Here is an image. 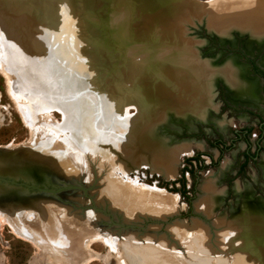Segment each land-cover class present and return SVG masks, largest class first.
Listing matches in <instances>:
<instances>
[{
	"label": "rangeland",
	"instance_id": "374dc122",
	"mask_svg": "<svg viewBox=\"0 0 264 264\" xmlns=\"http://www.w3.org/2000/svg\"><path fill=\"white\" fill-rule=\"evenodd\" d=\"M84 1L13 0L11 2L0 0V145L30 146L38 152L46 153L56 162L60 160V165L73 171L74 173L70 172L75 175L83 170L88 171L89 174L86 178L91 180L89 185H87L83 173L80 178V182H84L87 189H77L73 193L68 192L67 197H64L66 200L82 198L85 206H72L73 213L81 214L79 211L83 209H85L83 211L93 209L92 200L95 209L100 214L98 221L100 226L113 228L116 231L137 230L135 232L137 235L127 234L118 237L116 248L97 240L91 243L90 247L88 246L86 251L89 254L82 252L80 259L66 256L67 262L64 264H150L146 259V254L150 253L149 251L153 253L152 264H184L183 262L189 260V255L202 257L215 263L225 260L230 261V264H235L231 259L234 254L233 250L231 253L221 252V255L211 253V248L208 247V243H210L208 240L211 241L209 235L206 238L207 244H200L199 251H197L194 249L195 246H192V241L196 237L197 240L200 237L197 234L198 231L186 230L184 232L186 236L182 239L174 230L179 229V222L192 226L195 221H203V223L214 227L216 216L221 214L227 217L235 216L240 214L243 208H257L261 210V213H264V140L258 149L256 136L260 132L257 115L264 116V82L252 72L249 64L248 57L250 54H247L244 48L249 35H241L235 31L232 35L234 36L232 41L235 42H222L218 37L211 34L205 26H202L197 29V37L195 36L201 43L195 42L197 46L194 45V48L198 50L197 47L202 45L200 54L203 53V58L210 59L214 67H223L231 61L236 68H241V80L244 83H254L255 93L260 96L259 103L251 106L252 104L236 101L233 96L239 97V95L228 86L224 78L218 77L214 87L213 99L218 108L216 110L210 109L208 120L194 121L188 124L184 118L171 115L168 122L163 123L157 130L162 136L169 138L172 143L184 140L197 141L202 142L204 148L198 149L196 147L190 154L181 156L180 160H177L180 161L177 170L178 175L173 179L166 178V176L149 167L136 170L135 165L133 168L136 172L126 171L125 176L124 164L120 160H116L117 154L108 147L103 148L100 144L108 143L116 146L118 141L116 137L120 132L121 119L119 117L126 103L134 102L142 106L145 98H149L144 95L145 92L147 94H161L164 97L167 95L169 86L165 85L158 77V70L153 67L155 65L153 60L159 52L163 54L167 52L168 48L166 47L169 43L165 39L159 40L152 37L157 28L161 27L159 25L161 20L155 13L156 4L151 0L149 3L144 0L137 1L141 4L139 7L133 0ZM114 1L117 2L116 5H114ZM197 1L201 6L204 1L209 2L211 0ZM227 1L229 0H219V3L216 0L211 2L213 8H219ZM105 5L108 6L105 7ZM227 5H223V8L232 7L229 6L232 5L229 2ZM207 6L211 7V4ZM44 9H46L45 13L43 12ZM126 9L130 10L129 13H126ZM194 11L197 12L196 9ZM238 11L236 12L237 15L233 14L235 16L223 12L220 15L221 18L218 16V20L222 21L225 16L238 19H251V17L253 19L254 17L264 24V12H259L257 9L243 11L241 8ZM242 11L246 13L244 14ZM149 13L155 15V19L145 25V33L148 32L151 40H153L140 46L139 39L135 38L133 32L135 27H139L141 21L145 20V14L149 15ZM45 14L46 17L49 16L53 27H66V29L73 27V32L78 30L79 33L80 42L73 41L67 47V54L75 61L77 60L78 65L82 66V70L78 74V82L67 88L58 89L54 83H45L36 77L39 64L42 62L40 55L42 46L40 38L37 39L36 31H31L30 27H35V21ZM90 14L94 16V19L91 18ZM183 22L185 25L186 23L187 25L195 23L193 19L191 22L186 20ZM209 26L224 27L213 26L211 23ZM187 31L190 34V30ZM18 34L22 35L19 36L23 41H19ZM65 34L68 35L67 32L64 33V36ZM190 36L192 35L190 34ZM17 37L18 40H16ZM61 40H59L60 46ZM15 42H20L22 46L17 43L19 48L16 47ZM248 43L255 50V54L254 52L253 54L260 60L264 56V43L259 44L256 40L251 39ZM22 47L25 51L19 52ZM134 54H138L137 57L133 56ZM24 58H26V62H24ZM148 58H152L153 63L151 61L145 62L149 60ZM177 62V67L179 66L178 68L183 70L184 68L181 67L186 65H180L181 63ZM23 64L28 65L25 68ZM137 67L146 68L150 75L147 78H141L139 72H132ZM24 70L30 72L25 71L27 75L29 74L27 76L29 81L25 77ZM126 75L129 76L128 80ZM187 76L189 77L190 74ZM32 80L36 85H31ZM147 81L148 84H154L152 89L161 87L160 89L165 91L158 89V92L157 89L147 88ZM143 90L146 91L142 94ZM90 92H94L98 99L90 98L88 94ZM131 97L133 99H130ZM89 98L91 102L87 104L86 100ZM58 107L68 112V119L65 118L64 113L62 114L58 110ZM24 111L31 112V122L23 117L22 112ZM128 112L131 116L136 114L137 107L131 106ZM247 127H251L252 131L244 137L241 130ZM66 135L73 138L88 154L91 151L101 150L103 159L108 165L100 164L102 162L94 160V158H89L91 162L89 163V170L78 165L73 160L79 158L75 149L69 150L62 139ZM219 139L222 140L221 145L216 146L214 143ZM248 150L254 153L256 158H250L246 163L245 152ZM197 156L200 160L194 159ZM213 176L215 177L213 182L216 190L223 189V193H221L220 198H217L219 204L215 214L207 216L200 209V200L205 195L206 180L208 177L213 178ZM135 180H138L137 183ZM114 181H117L119 186H125L127 194L132 197L129 206L144 213L138 212L136 218H128L122 210L114 209L108 198L97 201L99 195L101 196L100 191L105 186L109 188ZM153 186L163 190L150 188ZM115 199L122 200L123 203L126 201V197L122 194L117 195ZM58 202L66 204L64 201ZM86 205L89 207L85 208ZM170 206L174 207L175 210L166 212ZM126 218L128 221L133 219L131 221L136 226H128ZM152 218L158 221L150 220ZM148 230L151 233H147ZM139 233L145 234H143L144 237L141 235L143 238L148 237V234H153L160 241H152V239L140 241L138 239ZM262 246L258 244L252 249L257 251ZM219 247L223 250L224 245H219ZM204 251H207L208 255L202 254ZM258 258L255 257L254 259L260 260ZM61 263L63 262L50 259V255L47 253L46 255L40 253L30 240L17 234L8 223L0 220V264ZM236 264H240V262Z\"/></svg>",
	"mask_w": 264,
	"mask_h": 264
},
{
	"label": "bare ground",
	"instance_id": "6f19581e",
	"mask_svg": "<svg viewBox=\"0 0 264 264\" xmlns=\"http://www.w3.org/2000/svg\"><path fill=\"white\" fill-rule=\"evenodd\" d=\"M8 1L12 2L13 0H8ZM93 1L95 2L97 0H93ZM134 1L137 4V7L141 5L140 3H138L140 0H133V2ZM144 1H148V3L150 2V0H144ZM175 1L176 0H155V1L153 0V2H155L156 4L155 13L157 17L160 18L161 20L159 24L161 27L157 28L155 35L153 34L152 37L154 39H159V40L165 39L166 42L169 43L166 47L168 48L167 52H165L164 54L162 52L161 53L159 52V54L153 60L155 61V65H153V67L157 68L158 77L160 78V80H162V82L165 83V85L169 86L167 95L164 97L161 96V94L151 93L152 94L151 95L149 93L150 94L149 96V94L145 92L146 90L145 91L143 90L142 94L145 92L144 95H147L149 98H145L144 103H142V106H139L140 104L138 105L137 103L134 102H128L125 104L122 113L120 114L121 115L119 117L121 119V122L119 124L120 132L116 137L118 140L116 146H113V144H108V143L100 144L103 148L108 147L117 154L116 160H120V162L124 164L125 176L127 172H136L138 168L149 167L153 171H156L157 173L166 176V178L173 179L178 175L177 170L180 161L177 160L183 155L190 154L194 149H196V147L198 149L204 148V144L202 142H197V141L194 142L190 140H184L181 142L172 143L170 142L171 140L169 138H165L160 133H158L157 130L160 128L159 126L161 122H168L170 112L174 114H179V116L184 118V120L187 121L188 124H191L192 122L190 116H192V118L193 116H195L197 120H202V121L208 120L210 109L214 108L216 110L218 108V105H216L213 99H214V87L216 86L215 83L219 76H222L224 80L227 82L228 86H230L234 90V92L239 95V97L233 96V98L236 101H241L249 105L252 104L251 106L257 105L260 101L259 94L257 95L255 93L256 89L254 87V83H250V82L244 83L241 80V75H242L240 70L241 68L240 69L236 68L233 65V62L231 61L228 62L227 65H224L223 67H214L211 64L210 59H206L201 56L199 51V46L197 47L198 50L194 48V45L197 46V43H201V41L197 40L193 36H190L189 31H187L189 30L190 27L187 25V23L185 25L183 20L191 22L192 15L202 17L204 13H207L210 19L209 23H211L213 26L215 25L224 26L228 24L224 27H214V28H219L217 29V31L221 33L229 35L230 29L233 28L229 26H234L235 24L241 26V29L243 30L246 31L249 30L253 35H255V37L259 38L261 35H264V24H262L259 20L254 19V17L253 19L252 17L251 19L250 18L238 19L235 17L229 18L228 16H225V19L227 20L222 18L221 21L218 20V16L221 18L220 15L223 12L225 14L237 15L238 13L236 12L238 11L239 8H241L243 11L244 10L247 11V9L249 10L257 9L259 12L260 11L264 12V0H229L227 2H224L222 6L219 8L218 7L213 8V3L211 2L212 0L209 2L204 1L202 5L200 4L201 6H199L197 0H177L179 4L182 3V5L185 6V8L182 9L181 11H176V12L166 11V9L169 8L168 6L171 4V2H175ZM164 2H166V4H164ZM216 2L219 3V0H216ZM228 2L229 4H232L229 5L232 7L223 8V5L225 6V4L226 6H228L227 5ZM116 4L117 2L114 1V5ZM209 4H211V7L207 6ZM106 6L108 5H105V7ZM163 7H165L166 9ZM199 8L202 9L199 10ZM195 9L197 10V12L194 11ZM45 10L46 9H44L43 11L44 13ZM126 10H127L126 13H129L130 10L128 9ZM173 10H175L174 7ZM243 13L245 14L246 12ZM50 15L53 16L52 14ZM90 16L91 18L94 19V16L92 14H90ZM144 18L145 20L143 19V22L141 21L139 27H135L134 30L135 33L133 32L135 38L139 39V42L141 44L140 46L145 45V42H150L151 40V36L148 35V32L145 33L146 31L145 25L147 23H150L153 19H155V15L151 13H149V15L145 14ZM35 24L36 26L30 27V30L32 29L31 31L33 30L36 31L37 39L40 38L39 40L41 41V46H42V53L40 54L42 58V62L39 64V69L36 74L37 79L39 81H44L45 83L52 82L54 83L55 87L58 89L67 88L73 84H76L79 80L78 74L81 72L82 66L78 65L77 60L75 61L70 56H68L69 54H67L68 53L67 47L70 46L73 41L78 43L80 42L78 30L76 32H73V27H68V29H66V27H53L49 20V16L46 17V14L45 16H42L41 18L36 20ZM36 29L39 31H37ZM65 32H67L68 35L65 34L64 36ZM73 34L74 36L72 37ZM162 34L164 38L163 36H161ZM19 35L21 34H18L17 36ZM21 36H19L20 38L19 41L22 40ZM16 40H18V37ZM59 40L62 41L61 46ZM195 42L197 43L195 44ZM17 43H16L17 45L16 47H18V44L22 46L20 42L18 44ZM23 48L24 47L20 48L19 52L22 50L24 52L25 50ZM139 54L141 55V53ZM137 55L134 54L133 56L137 57ZM25 59L26 58H24V60ZM151 59L145 62L151 61L153 63ZM129 61L130 59L128 60V62ZM177 61L181 63L180 65L182 64L186 65V66L183 65L182 67L180 66L185 70L178 68L179 66L177 67L178 65ZM24 62H26V60ZM262 63L264 65V60L262 61ZM26 65L23 64L25 68ZM23 66L21 65V67ZM25 71L28 70H24L23 72ZM136 71L139 72L138 74H140V77L143 79L147 78V76L150 75L148 70L144 67H140V68L137 67L132 72H136ZM25 73H26L25 77L27 78L29 74L27 75V72ZM189 74L190 76L188 77L187 75ZM27 79L29 81V78ZM126 79L127 80L129 79L128 75H126ZM33 83L34 82L32 80L31 85L32 86L36 85L35 83L34 84ZM146 83H147L146 84L147 88L149 87L151 88L154 85L153 83L148 84V81ZM160 88L158 87L153 89L155 90L157 89L156 91H158V89L159 91H162L163 89ZM153 89L151 88V90ZM88 94L90 98L94 97L95 99H98L97 95L94 92H90ZM90 98L86 100L88 102L87 104L91 102ZM138 98L140 99V97ZM130 99L133 98L131 97ZM131 106L137 107V113L132 116L128 112V109L131 108ZM58 110L62 112V114L64 113L65 118L68 119L69 114L67 111L62 110V108L60 107H58ZM22 113H23V117L31 122L32 119V116L30 117L31 112L29 113L28 111H24ZM196 119L194 121H196ZM29 126L31 127L30 124ZM62 139L65 141V145L69 148V150H72V148L75 149L76 154L78 155L79 158H77V160L75 159L73 160L78 165H81V167L87 168L88 170L90 169L89 163L91 162L89 158H94V160L96 159L99 162L101 161L102 163L100 164L108 165L107 162L103 159L102 156L103 152L101 150L91 151L88 154L80 147V145H78V143H76V141L73 138L69 137L68 135H66ZM10 145L11 144L6 146L10 147ZM80 159L82 160V163ZM59 161L60 160H58L56 163L57 164L59 163L58 165L61 168V170L67 173L73 172L61 166ZM133 165H135V167L137 168L136 170H134ZM82 173L85 176L87 185H89L88 183H90L91 180H88L86 178L89 172L83 170L80 173L77 172L76 175L77 174L83 175ZM214 178H215L214 176L213 178L208 177V179L206 180V183L204 185L205 195L200 200V209H202V211L207 216H212L215 214L216 207L219 204L218 203L219 200L217 198H220L221 193H223V189L216 190L217 188L215 187L213 182ZM135 181L137 183L138 180ZM150 188L163 190L162 188H158L157 186H153ZM100 193L101 196L99 195L97 201H102L105 198H108L111 201L113 208L122 210L123 212H125V215L128 218H136L137 213L141 212L138 210H134V208L132 209L129 206L132 197L127 194V190L125 186H119V183L117 181L116 182L114 181L112 184H110L109 188L105 186L100 191ZM121 194L126 197V201H125L126 204L123 203L122 200L119 201L115 199L117 195H121ZM99 198L101 199L99 200ZM81 199L82 198H80L79 200L81 203H83ZM86 204H88V202H86ZM92 204H93L92 206L93 209H86V211H83L85 210L83 209L79 211L81 212V214H78V212L73 213V209L71 208V205L64 204L55 200L37 202L35 203V205L30 204L28 206L0 205V220L3 221L4 223L5 222L8 223L10 227L13 228L14 232L30 240L39 249L40 253L45 255L47 253L50 255V259H53V261L57 260V262L58 261L63 262L61 264H64L67 262L66 256H72L73 258L80 259L81 258L80 254L82 252L89 254L88 251H86L88 249V246L90 247V244L97 240H101L105 244L111 247H115L117 239L121 235L136 234L135 232L137 230L128 229V230L116 231V229L113 230V228L100 226L98 222L100 219V214L95 209L94 206L95 204L93 202ZM87 207L89 206L86 205L85 208ZM174 210L175 208L174 207L172 208L170 206V209H168L166 212L174 211ZM216 217L217 218L214 221L215 230L214 227L208 225L205 222L203 223V221L202 222L195 221V223L192 226L190 224L179 222L180 227L179 229L174 230V232L178 234V236H181V238L183 239L185 238L184 236H186L184 235V232L186 230L198 231L197 234L200 235V237L198 238V240L196 237L194 239L195 241L194 240L192 241L193 242L192 246H195L194 249H196L197 251H199L200 244H204V245L205 243L207 244L206 238L209 235L211 237V241L208 240V242H210L208 243V247L210 246L211 253L221 255V252L231 253V250H233L234 254L232 255L233 257H231V259L235 264L239 262L240 264H264V246H262L264 245V213H261V210H258L257 208L249 207V208H243L241 213L236 214L235 216L227 217V216H222L221 214ZM128 218H126L127 222H129ZM131 220L133 219H130V221ZM150 220L158 221L155 218H152ZM148 231L149 232L147 233H151L150 230ZM143 234L141 233L138 234V239L140 241H145L144 239H152V241H160L159 238H157L153 234H148V237L145 236V238H143L145 235ZM141 235H143V237ZM181 243L183 242L181 241ZM218 244L224 245L223 247L224 251L219 247ZM258 244L259 246H262V248H260L257 251H254L252 247ZM149 252L150 253H147L146 254L147 256L146 255L145 256L146 259L149 261V263L152 264L153 253L151 251ZM202 254L208 255V252L204 251ZM189 256H190L189 260L183 262L184 264H230L231 263L230 261H225V260H223V262L215 263L213 261L204 259L202 257H194L191 255ZM255 257H259L258 259L260 260L254 259Z\"/></svg>",
	"mask_w": 264,
	"mask_h": 264
},
{
	"label": "water",
	"instance_id": "95a60500",
	"mask_svg": "<svg viewBox=\"0 0 264 264\" xmlns=\"http://www.w3.org/2000/svg\"><path fill=\"white\" fill-rule=\"evenodd\" d=\"M164 4H166V2H164ZM168 7V9L165 7L163 8H165L166 11L174 12L181 11L185 8V6H183L182 3L179 4L177 0L171 2ZM173 7L175 10H173ZM208 16L207 13H204L202 17L192 15V19L195 23L188 25L192 36L195 37L197 29L202 26H205L211 34L218 37L222 42L232 41L234 39L232 35L235 31L241 35H249V39L245 42L244 48L250 56L255 54V50L248 43L250 39L256 40L257 43H264V35H261L259 38L255 37L249 30L245 31L241 29L239 25L232 26L233 29H230L231 33L229 35L221 33L214 27L209 26ZM201 46L202 45H199L200 53ZM202 55L203 53L201 56ZM260 60V64L263 65L262 61L264 60V56H262ZM171 115L181 117L179 114L170 112L169 117H171ZM190 117L191 123H193L196 118L195 116H193V118L192 116ZM196 121L202 120L196 119ZM161 123L163 124L165 122ZM161 123L159 127H161ZM81 177L82 175L77 176L73 173L64 172L52 157L41 151L38 152L30 146L9 147L0 145V205L28 206L30 204L35 205L37 202L55 200L64 201L68 205L74 204L71 205V207L79 205L83 207L85 204L81 203L79 199L67 198L68 200H66L64 198L67 197L68 192L73 193L77 191V189H87L84 186V182H80ZM86 196L89 197L88 194H86ZM92 202L91 200V203ZM126 224L130 227L136 226L131 221Z\"/></svg>",
	"mask_w": 264,
	"mask_h": 264
},
{
	"label": "flooded vegetation",
	"instance_id": "af4514ba",
	"mask_svg": "<svg viewBox=\"0 0 264 264\" xmlns=\"http://www.w3.org/2000/svg\"><path fill=\"white\" fill-rule=\"evenodd\" d=\"M249 60V64L250 67L252 69V72L257 75L260 79L263 80L264 82V65L260 64L259 62V58L256 57V55L254 56H250L248 57ZM263 92H264V84H263ZM257 117L259 118V125H260V132L257 133V145H258V149L261 147V142L264 140V138H261L262 133H264V116L261 115H257ZM250 129H252L251 127H247L245 129H242L241 132H243L244 137H246L250 131ZM221 139L216 140L215 143L219 142V144L221 145ZM214 143V144H215ZM249 144H251V142H249ZM250 157L255 159L256 155L254 153H251L249 150L245 152V157ZM246 157V158H247Z\"/></svg>",
	"mask_w": 264,
	"mask_h": 264
},
{
	"label": "trees",
	"instance_id": "16d2710c",
	"mask_svg": "<svg viewBox=\"0 0 264 264\" xmlns=\"http://www.w3.org/2000/svg\"><path fill=\"white\" fill-rule=\"evenodd\" d=\"M248 60H250V59H248ZM251 131H252V129H250L249 133H251ZM261 138H264V133H262ZM215 145L218 146V145H219V142L215 143ZM246 157H247V156H246ZM194 159H195V160H197V159L200 160V159H199V156L194 157ZM189 160H190V159H189ZM249 160H250V157H247V158H246V163H247ZM244 166H245V165H244ZM191 170H193V169H191ZM184 184H185V183H184Z\"/></svg>",
	"mask_w": 264,
	"mask_h": 264
},
{
	"label": "built area",
	"instance_id": "2783aa9c",
	"mask_svg": "<svg viewBox=\"0 0 264 264\" xmlns=\"http://www.w3.org/2000/svg\"><path fill=\"white\" fill-rule=\"evenodd\" d=\"M257 136V135H256Z\"/></svg>",
	"mask_w": 264,
	"mask_h": 264
}]
</instances>
